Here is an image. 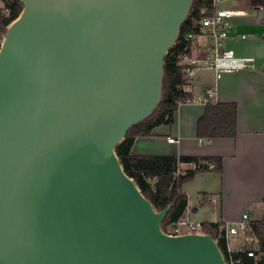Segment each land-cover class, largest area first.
I'll list each match as a JSON object with an SVG mask.
<instances>
[{
    "label": "water",
    "instance_id": "95a60500",
    "mask_svg": "<svg viewBox=\"0 0 264 264\" xmlns=\"http://www.w3.org/2000/svg\"><path fill=\"white\" fill-rule=\"evenodd\" d=\"M0 47V264H227L170 234L116 146L163 97L194 0H20Z\"/></svg>",
    "mask_w": 264,
    "mask_h": 264
},
{
    "label": "crops",
    "instance_id": "0c3cea01",
    "mask_svg": "<svg viewBox=\"0 0 264 264\" xmlns=\"http://www.w3.org/2000/svg\"><path fill=\"white\" fill-rule=\"evenodd\" d=\"M260 7H247L250 15L237 18L231 34V45L241 55L256 57L258 67L226 72L220 78L212 70L200 69L191 80L192 94L216 86L217 102L237 103V135L199 137L197 123L206 104L186 101L180 103L172 124L158 125L131 145V152L139 155L222 157L221 172L200 171L182 185L188 195L186 212L195 220L229 223L244 212L254 220L264 217V9ZM242 33L247 38L237 37ZM207 49L196 42L193 53L204 54ZM169 137L175 140L170 142Z\"/></svg>",
    "mask_w": 264,
    "mask_h": 264
},
{
    "label": "trees",
    "instance_id": "16d2710c",
    "mask_svg": "<svg viewBox=\"0 0 264 264\" xmlns=\"http://www.w3.org/2000/svg\"><path fill=\"white\" fill-rule=\"evenodd\" d=\"M5 7L11 10V16L0 13V29L6 32L10 21L17 18L22 11L20 0H2ZM203 0H194L187 20L182 24L180 34L165 58L163 97L154 112L128 131L124 140L116 146V151L125 171L133 177L142 192L153 202L156 209L161 210L174 202L173 207L163 220L162 227L170 230L171 224L181 218L188 205V195L182 185L195 177L200 171H222L220 156H190L178 154H133L131 145L138 136L151 135L155 127L161 124H172L174 114L180 103L192 98V92L183 88V70L185 59L192 52L194 39L190 33L200 31L199 20ZM238 132V105L236 102H213L205 106L203 115L197 123V135L204 138L235 137ZM193 163L186 169L183 164ZM213 163L214 167L210 168ZM182 169L178 173V170ZM253 231L258 239V264H264V217L254 220ZM225 223L221 221H205L203 231L211 233L218 240L223 252L226 253L225 240L220 237Z\"/></svg>",
    "mask_w": 264,
    "mask_h": 264
},
{
    "label": "built area",
    "instance_id": "2783aa9c",
    "mask_svg": "<svg viewBox=\"0 0 264 264\" xmlns=\"http://www.w3.org/2000/svg\"><path fill=\"white\" fill-rule=\"evenodd\" d=\"M203 1L205 6L201 9L200 31L197 34L190 33L188 37L194 39V45L199 42L201 45L208 47V49L204 54L193 53V45L191 54L185 59L183 88L188 91L192 90L191 80L197 70H212L216 77L220 78L226 72L256 69L258 67L256 57L241 55L231 45V34L235 20L249 16L250 9L244 6H229L226 4V0ZM0 13L11 16V10L5 7L3 3L0 6ZM4 36L5 32L0 29V47ZM237 37L245 39L247 35L242 33L239 36L237 35ZM216 100L217 88L212 86L200 94H193L188 101L208 104L217 102ZM168 140L173 142L175 139L169 137ZM187 165L189 167L194 166L193 163H187ZM209 166L213 168L214 164L211 163ZM181 170L179 169L178 173ZM254 223V219L251 218L248 212H244L240 219L236 221L225 223L220 237L226 243V253L224 255L227 264H258L260 253H258V239L253 231ZM203 224L204 221L193 219L189 212L185 211L181 218L171 224L168 233L204 232ZM234 240L238 243L233 246L231 242Z\"/></svg>",
    "mask_w": 264,
    "mask_h": 264
},
{
    "label": "rangeland",
    "instance_id": "374dc122",
    "mask_svg": "<svg viewBox=\"0 0 264 264\" xmlns=\"http://www.w3.org/2000/svg\"><path fill=\"white\" fill-rule=\"evenodd\" d=\"M2 0H0V6L2 5ZM226 4L227 5H232V6H245V7H249V8H254V7H260L262 5H264V0H226ZM264 9V6H262ZM261 8V7H260ZM259 11V9L256 10V12ZM202 70V69H201ZM200 72H205L204 70L203 71H200ZM209 215H211V209L209 210ZM212 217V215H211ZM232 245H237V241H232L231 242Z\"/></svg>",
    "mask_w": 264,
    "mask_h": 264
}]
</instances>
